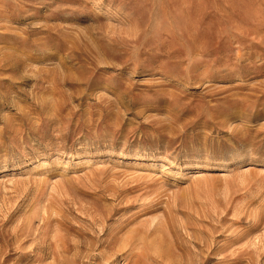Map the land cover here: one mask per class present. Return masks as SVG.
<instances>
[{
  "label": "rangeland",
  "instance_id": "rangeland-1",
  "mask_svg": "<svg viewBox=\"0 0 264 264\" xmlns=\"http://www.w3.org/2000/svg\"><path fill=\"white\" fill-rule=\"evenodd\" d=\"M0 264H264V0H0Z\"/></svg>",
  "mask_w": 264,
  "mask_h": 264
}]
</instances>
